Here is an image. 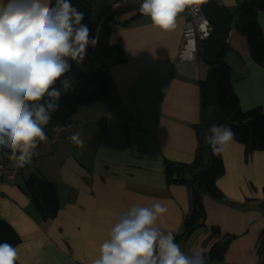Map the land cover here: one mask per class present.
Segmentation results:
<instances>
[{"label": "crops", "instance_id": "0c3cea01", "mask_svg": "<svg viewBox=\"0 0 264 264\" xmlns=\"http://www.w3.org/2000/svg\"><path fill=\"white\" fill-rule=\"evenodd\" d=\"M119 1L131 0H71V4L84 13L82 23L97 29L96 14L115 8ZM217 1L232 15L246 0ZM130 16L111 26L109 43L120 47L125 60L105 70L108 94L71 111L66 98L78 84L70 68L61 79L68 78L71 89L64 92L59 81L55 85L62 94L54 122H71L73 130L64 132L51 152L48 139L40 142L31 160L34 167L27 174L21 169L15 183L0 184V222L20 239L14 246L18 264H91L114 223L134 204L162 203L168 211L156 226L174 237L190 210L188 189L168 185L164 166L194 161L198 147L194 126L201 120L202 82L210 66L202 58V46L193 62L176 59L186 10L178 14L171 31L155 27L145 15L127 22ZM230 21L222 60L229 67L232 89L241 111L264 108V67L252 61L246 40L237 31V17ZM257 22L264 38V11L257 14ZM76 132L84 140L83 148L68 139ZM45 152L51 155L40 157ZM220 155L224 174L216 186L225 202L203 195L204 227L180 246L188 255L208 254L221 236H231L223 264H261L264 152L246 156L244 146L234 139ZM32 174L55 187L59 209L53 219L43 220L23 191ZM213 227L220 234L211 239ZM206 264L213 262L209 259Z\"/></svg>", "mask_w": 264, "mask_h": 264}, {"label": "clouds", "instance_id": "9594fccd", "mask_svg": "<svg viewBox=\"0 0 264 264\" xmlns=\"http://www.w3.org/2000/svg\"><path fill=\"white\" fill-rule=\"evenodd\" d=\"M191 0H142L139 11L152 25L171 31L178 14ZM84 13L71 0H0V150H8L15 167L30 163L40 142L47 141L44 127L59 109L61 89L71 83L65 74L73 61L80 64L98 36H90ZM59 81L61 89L55 87ZM205 137L214 155L234 142L235 133L212 125ZM84 147L79 132L68 138ZM167 208L160 202L132 205L114 223L109 238L91 264H206L204 254H185L171 231L156 224ZM17 248L0 243V264H17Z\"/></svg>", "mask_w": 264, "mask_h": 264}, {"label": "trees", "instance_id": "16d2710c", "mask_svg": "<svg viewBox=\"0 0 264 264\" xmlns=\"http://www.w3.org/2000/svg\"><path fill=\"white\" fill-rule=\"evenodd\" d=\"M141 2L142 0H131L125 3L119 1L121 4L119 7L109 6L102 10L105 13L99 27L90 29V36L99 38L97 46L88 48L82 63L70 61L71 70L78 84V87L66 98L71 111L77 107L93 104L108 94L105 70L120 65L125 60L120 47L109 43L111 26L122 24L124 21L120 18L127 14H131L126 19L127 22L142 16L143 14L139 11ZM261 11H264V0H246L239 4L235 12L229 16L237 17V31L246 40L252 61L264 67V38L257 22V14ZM205 44L201 45V51L202 58L207 63ZM217 64L221 68L218 107L222 119L218 126L229 127L235 133L234 139L244 146L246 156L256 151L264 152V108L259 107L247 113L242 112L232 89L229 67L223 62L222 56ZM204 82L205 80L202 82V89ZM55 113L52 123L62 125L54 122ZM207 113L202 105L200 123L194 126L198 147L193 163L190 165L167 163L164 166L166 183L185 186L190 194V210L183 219L180 232L175 236V242L179 245L183 244L196 229L204 227L205 211L201 199L203 195L214 201L225 202L224 195L216 186V181L224 174L222 158L221 155H214L205 141V137L210 134L204 129ZM44 128L48 131V127ZM23 191L43 220L53 219L57 215L59 206L53 184L32 174L26 180ZM261 205L264 206V201ZM211 232V239L220 234V230L214 227L211 228ZM231 239L233 237L223 235L220 241L213 244L208 252L210 262L223 264L224 253ZM261 240L264 241L263 238H260ZM4 242L16 246L20 243V239L10 226L0 222V243Z\"/></svg>", "mask_w": 264, "mask_h": 264}, {"label": "built area", "instance_id": "2783aa9c", "mask_svg": "<svg viewBox=\"0 0 264 264\" xmlns=\"http://www.w3.org/2000/svg\"><path fill=\"white\" fill-rule=\"evenodd\" d=\"M210 0H191L186 4V18L181 30L180 46L176 59L181 62H193L198 56L199 47L210 38L213 27L202 12L203 5ZM120 3L115 5L119 7ZM54 113L52 114L53 117ZM74 124L71 122L62 125H54L52 119L45 126L48 127L47 149L57 146L65 131ZM8 150H0V184L15 183L21 172V167H15L14 162L8 158ZM183 251L182 246H180ZM206 263L209 261L208 254H204Z\"/></svg>", "mask_w": 264, "mask_h": 264}, {"label": "water", "instance_id": "95a60500", "mask_svg": "<svg viewBox=\"0 0 264 264\" xmlns=\"http://www.w3.org/2000/svg\"><path fill=\"white\" fill-rule=\"evenodd\" d=\"M202 12L213 27V32L205 44L206 61L212 68L208 72L202 90V105L208 112L204 129L209 132L212 125H219L222 121L218 107V83L221 68L217 63L224 53L231 31V21L230 16L219 7L217 0L206 2L202 7ZM104 13V11H101L96 14L95 28H98ZM26 167L27 164L21 169L23 170ZM19 175L21 176L22 173Z\"/></svg>", "mask_w": 264, "mask_h": 264}, {"label": "rangeland", "instance_id": "374dc122", "mask_svg": "<svg viewBox=\"0 0 264 264\" xmlns=\"http://www.w3.org/2000/svg\"><path fill=\"white\" fill-rule=\"evenodd\" d=\"M243 112V111H242ZM247 112H249V111H244V113H247ZM263 112H264V110H263ZM73 128H74V125L69 129V130H73ZM52 151V149H50L49 150V152H51ZM49 152H45L43 155H41L40 157H43V156H50L51 155V153H49ZM34 163H29L28 164V166L24 169V174H27V172H28V170H30V169H32L33 167H34ZM263 189H264V187H263ZM263 189H262V192H263ZM263 195H264V192H263ZM214 264V263H213ZM261 264H264V253L262 254V258H261Z\"/></svg>", "mask_w": 264, "mask_h": 264}]
</instances>
